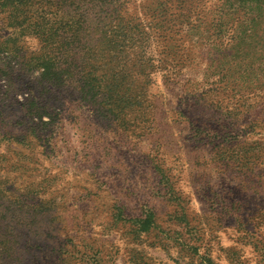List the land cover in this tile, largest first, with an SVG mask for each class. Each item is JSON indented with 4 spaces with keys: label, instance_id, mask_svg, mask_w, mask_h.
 I'll return each mask as SVG.
<instances>
[{
    "label": "rangeland",
    "instance_id": "1",
    "mask_svg": "<svg viewBox=\"0 0 264 264\" xmlns=\"http://www.w3.org/2000/svg\"><path fill=\"white\" fill-rule=\"evenodd\" d=\"M69 2L46 129L0 13V264H264V0Z\"/></svg>",
    "mask_w": 264,
    "mask_h": 264
},
{
    "label": "trees",
    "instance_id": "2",
    "mask_svg": "<svg viewBox=\"0 0 264 264\" xmlns=\"http://www.w3.org/2000/svg\"><path fill=\"white\" fill-rule=\"evenodd\" d=\"M67 1L68 3L61 0H0V13L5 14L7 26L13 29L14 37L6 42L12 51L10 57L13 67L23 72L25 76H37L35 79L38 80L39 90L37 89L35 94L27 98L24 112L27 121H36L34 128H51L54 122L44 120V115L48 113L44 100L47 99L52 104L58 101V95H55L54 91L51 92V89L59 88L62 81L59 76H64L60 75L63 72L59 62V49L66 44L71 45L76 39L72 19H68V26H66L68 29L64 30L62 16L59 15L60 8L64 4L71 6L70 0ZM144 33L149 35L147 29ZM24 36H32L39 41L40 54H28L26 50L21 54L22 46L18 44V41ZM69 51L73 53L71 49ZM149 60L151 61L150 57H148ZM110 100L112 105L119 103L117 98ZM34 128H28L33 137L45 142L47 138L37 136Z\"/></svg>",
    "mask_w": 264,
    "mask_h": 264
}]
</instances>
